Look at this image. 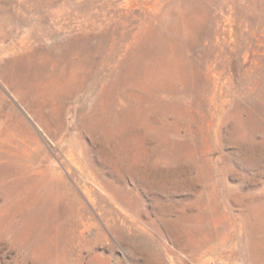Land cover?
<instances>
[{
    "label": "rangeland",
    "instance_id": "1",
    "mask_svg": "<svg viewBox=\"0 0 264 264\" xmlns=\"http://www.w3.org/2000/svg\"><path fill=\"white\" fill-rule=\"evenodd\" d=\"M0 264H264V0H0Z\"/></svg>",
    "mask_w": 264,
    "mask_h": 264
},
{
    "label": "bare ground",
    "instance_id": "2",
    "mask_svg": "<svg viewBox=\"0 0 264 264\" xmlns=\"http://www.w3.org/2000/svg\"><path fill=\"white\" fill-rule=\"evenodd\" d=\"M147 255V254H146Z\"/></svg>",
    "mask_w": 264,
    "mask_h": 264
}]
</instances>
